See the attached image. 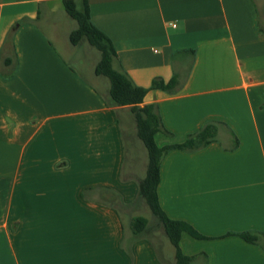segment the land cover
<instances>
[{
  "label": "crops",
  "instance_id": "obj_1",
  "mask_svg": "<svg viewBox=\"0 0 264 264\" xmlns=\"http://www.w3.org/2000/svg\"><path fill=\"white\" fill-rule=\"evenodd\" d=\"M88 2L115 66L149 88L141 106L155 104L170 133L156 134L160 146L216 125L212 142L161 162L163 210L204 236L182 233V251L192 264H264L257 0ZM74 21L63 0H0V264H169L148 234L126 229L124 215L147 205L148 158L130 106L112 104L95 72L100 59L70 42ZM155 78H177L176 90L150 88ZM244 232L261 235L252 243Z\"/></svg>",
  "mask_w": 264,
  "mask_h": 264
},
{
  "label": "trees",
  "instance_id": "obj_2",
  "mask_svg": "<svg viewBox=\"0 0 264 264\" xmlns=\"http://www.w3.org/2000/svg\"><path fill=\"white\" fill-rule=\"evenodd\" d=\"M63 3L68 15L77 23V27L69 34L70 42L73 45H80L86 40L100 51L101 57L95 66V72L108 78L110 84L108 93L112 104L130 106L136 122L137 135L147 149L148 166L146 175L139 184V196L150 207L173 244L176 264H192L194 256L186 255L180 247L182 233L187 232L195 238L204 236L189 223L170 218L163 210L158 197L161 162L163 156L171 149L196 150L212 142L217 133L216 125L208 122L195 134L190 135L185 142L160 146L156 141V134L160 131L170 133L165 129L155 104L141 106L149 88L137 85L126 71L115 66L116 49L106 33L92 22L88 0H63ZM5 62L11 63L12 59L6 58ZM177 85V78H172L169 82L155 78L150 88L174 91ZM151 228L149 220L144 216H136L131 221L134 236H140ZM240 235L248 242L257 243L261 234L244 232Z\"/></svg>",
  "mask_w": 264,
  "mask_h": 264
},
{
  "label": "rangeland",
  "instance_id": "obj_3",
  "mask_svg": "<svg viewBox=\"0 0 264 264\" xmlns=\"http://www.w3.org/2000/svg\"><path fill=\"white\" fill-rule=\"evenodd\" d=\"M257 4L259 7V11H260L261 19H262L261 20L262 24H264V2L262 0H257ZM74 22L76 23V21H74ZM75 50L77 51L79 56L85 57L87 62L95 61L97 59H100V57H101L100 51L97 48L91 46L86 40L83 41L78 47H76ZM83 57H81V58H83ZM76 66H77V64H76ZM132 118L134 119L133 115H132ZM139 142L141 144V148H143V150L145 152V156H146L145 161H146L148 158L147 149H146L145 145L143 144V142H141V141H139ZM136 214H137V216L141 215V216L149 218L150 223L152 222L154 224V228L157 230L156 232L152 233V228H151V230L149 229L146 233H143L142 235L146 237L145 234H148L149 236L147 238L152 240V243L155 244V246L158 249V252H160V254L164 257V259L167 260V262L169 264H172V261L170 259L173 258L174 246L172 245L169 238L165 234L163 226L159 225L156 222L157 218L151 212L150 207L148 205H145L141 210H136ZM124 217H125L126 229L130 230V225H131L130 223L132 220H130V218H128V216H126V215H124ZM153 220H155V221H153ZM155 222H156V225H155Z\"/></svg>",
  "mask_w": 264,
  "mask_h": 264
}]
</instances>
